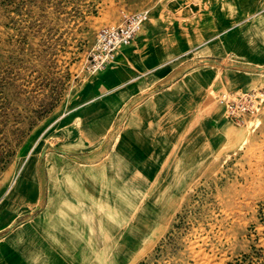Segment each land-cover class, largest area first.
<instances>
[{"label":"crops","instance_id":"0c3cea01","mask_svg":"<svg viewBox=\"0 0 264 264\" xmlns=\"http://www.w3.org/2000/svg\"><path fill=\"white\" fill-rule=\"evenodd\" d=\"M139 12L149 21L137 39L107 69L80 78L56 109L49 128L65 136L39 156L53 159L55 187H35L37 197L26 199V174L16 179L29 211L0 210V264H140L143 245L149 251L172 226L158 229L156 202L143 216L139 199L113 202L109 188L187 187L197 175L179 162L201 156L186 148L201 140V81L214 79L201 70L227 63L225 73L264 71V0H103L98 23L118 26ZM99 205L107 224L111 208L128 206L121 219L130 225L116 238L105 230L94 244L83 218ZM248 247L243 241L241 250Z\"/></svg>","mask_w":264,"mask_h":264},{"label":"rangeland","instance_id":"374dc122","mask_svg":"<svg viewBox=\"0 0 264 264\" xmlns=\"http://www.w3.org/2000/svg\"><path fill=\"white\" fill-rule=\"evenodd\" d=\"M102 2L0 0V210L7 209L3 215L29 211L19 203L18 183L6 193L20 175L26 174V199L37 197L35 187H55L53 159L39 162V156L43 150L53 153L55 136H65L49 128L59 114L56 109L76 91L80 78H89L87 58L106 27L98 23ZM226 65L201 70L207 81L214 79L208 85L201 81V140L186 148H197L201 156L179 162L189 171L187 176L197 177L187 187H141V193L133 187H104L113 202L128 205L126 200L139 199L143 216L149 203L156 202V226H172L149 251L143 245L140 264H264V101L254 113L233 121L218 100L264 93V71L230 74L223 72ZM186 177L179 182L184 184ZM88 199L94 203L92 194ZM87 210L90 215L83 220L94 244L101 243L105 230L116 238L130 225L121 219L129 216L128 206L111 208L109 224L101 223L105 208ZM243 241L248 249L241 250ZM94 264H103V257H96Z\"/></svg>","mask_w":264,"mask_h":264},{"label":"built area","instance_id":"2783aa9c","mask_svg":"<svg viewBox=\"0 0 264 264\" xmlns=\"http://www.w3.org/2000/svg\"><path fill=\"white\" fill-rule=\"evenodd\" d=\"M148 21L149 14L147 12L124 14L120 25L101 29L87 58L86 73L89 75L88 77L104 71L112 65L121 49L130 46L137 39ZM218 100L224 106L230 119L241 121L245 115L256 111L264 101V93L235 94L222 96ZM261 257L263 260V255Z\"/></svg>","mask_w":264,"mask_h":264},{"label":"bare ground","instance_id":"6f19581e","mask_svg":"<svg viewBox=\"0 0 264 264\" xmlns=\"http://www.w3.org/2000/svg\"><path fill=\"white\" fill-rule=\"evenodd\" d=\"M15 181H16V179H15ZM15 181L12 183V185L10 186V189H8V191H7L6 193H9V192L11 191V189H12L13 187H15V184H16Z\"/></svg>","mask_w":264,"mask_h":264}]
</instances>
